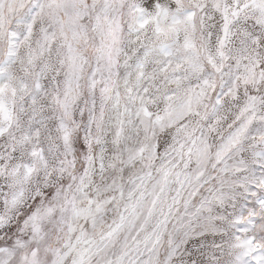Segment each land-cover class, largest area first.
<instances>
[{
    "label": "snow or ice",
    "instance_id": "obj_1",
    "mask_svg": "<svg viewBox=\"0 0 264 264\" xmlns=\"http://www.w3.org/2000/svg\"><path fill=\"white\" fill-rule=\"evenodd\" d=\"M0 264H264V0H0Z\"/></svg>",
    "mask_w": 264,
    "mask_h": 264
}]
</instances>
